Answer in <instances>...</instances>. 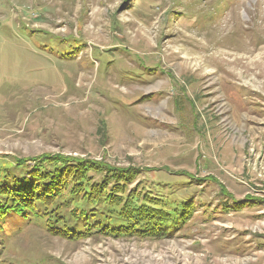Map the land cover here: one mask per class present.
Segmentation results:
<instances>
[{
	"label": "rangeland",
	"instance_id": "374dc122",
	"mask_svg": "<svg viewBox=\"0 0 264 264\" xmlns=\"http://www.w3.org/2000/svg\"><path fill=\"white\" fill-rule=\"evenodd\" d=\"M0 264H264V0H0Z\"/></svg>",
	"mask_w": 264,
	"mask_h": 264
}]
</instances>
